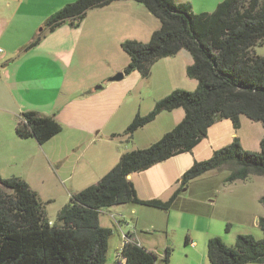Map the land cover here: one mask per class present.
Returning a JSON list of instances; mask_svg holds the SVG:
<instances>
[{
    "label": "trees",
    "instance_id": "1",
    "mask_svg": "<svg viewBox=\"0 0 264 264\" xmlns=\"http://www.w3.org/2000/svg\"><path fill=\"white\" fill-rule=\"evenodd\" d=\"M118 0H75L62 6L44 22L52 31L68 23L77 27L87 10ZM156 17L160 27L147 42L126 39L120 43L129 61L124 75L138 71L146 78L159 59L188 51L192 63L186 75L196 80L193 91L174 89L158 99L146 114L136 113L123 131L127 138L152 122L158 114L182 108L184 116L171 130L144 148L123 152L117 163L96 183L70 195L58 211L57 223L45 214L43 202L20 177L0 176V264H104L111 228L99 224L102 208L140 204L168 210L182 186L207 171L230 165L225 181L264 176V136L260 150L244 149L234 136L204 160L194 161L180 177L179 187L166 200L140 199L131 173L148 169L192 149L219 118L232 121L235 129L243 115L264 127V56L254 47L264 42V0H222L211 12H192L189 4L174 0H131ZM39 34L27 47L38 43ZM54 115L23 112L15 132L43 144L61 131ZM264 207V194L259 199ZM263 236L238 234L232 246L220 237L207 240L208 264H264V214L257 219ZM187 242V237L185 238ZM170 248L164 252L168 262ZM121 264H154L155 254L127 242L121 249Z\"/></svg>",
    "mask_w": 264,
    "mask_h": 264
},
{
    "label": "crops",
    "instance_id": "2",
    "mask_svg": "<svg viewBox=\"0 0 264 264\" xmlns=\"http://www.w3.org/2000/svg\"><path fill=\"white\" fill-rule=\"evenodd\" d=\"M73 1L75 0H3V3L0 4V47L3 49V52L0 53V119L2 122L6 120V123L11 125L15 131V125L21 114L34 111L43 115H54L62 127L58 134L43 144H39L32 137L20 138L16 136L19 138L16 140L15 135L13 136L14 133L9 132L11 138L16 142L12 154L17 155L21 151L29 150L32 162L25 173H10L7 176L3 175V177L16 176L22 178L38 195L61 191L70 196L96 183L117 163L125 149L119 147V144L113 140L115 138L113 136L121 133L125 128L115 130L108 126L126 99L127 91L132 83L142 78L140 73L135 70L123 76L122 79H127L129 82L126 83V80L121 85H114L115 83L112 81H105L99 88L96 86L86 89L83 85L75 88L67 86L68 71L74 61L77 48L84 49L86 46L82 42V24L87 17L84 16L77 27H71L68 23H64L52 31H47L43 29V25L51 14ZM221 1L174 0L176 4H189L192 12L195 13H198L197 11L211 12ZM98 9L103 10L102 12L114 10L116 14H120L121 17L117 16V18L123 22V26L132 28L138 33L137 36L129 34L126 38L143 42L142 39L144 38H140L139 35L141 33L146 35L150 29L143 27L151 14L147 10L142 11L141 7L131 0L113 1ZM19 19L28 21V34L20 37L21 40L17 38L16 43L8 42V32L15 21ZM153 25H156V21L153 22ZM159 27L160 22L158 21V26L154 30ZM104 30L106 29L104 28ZM39 34L42 36L38 43L32 47H27ZM254 52L264 56V42L255 46ZM178 56L184 63L186 72V67L193 61L191 54L186 50H180L173 56L161 58L154 64L160 60L178 58ZM196 86L197 82L193 83L191 87ZM177 109L170 111L176 112L174 113L173 125L181 121L177 122L176 120L179 113L174 110ZM161 114L163 112L158 114L156 118ZM150 123L137 129L134 135ZM163 134L154 137L148 132L147 136L148 139H151L150 143H153ZM62 135L67 137L66 141H62ZM177 156L179 155L128 176L132 180L140 199H153L154 196H146L147 194H145L147 193L145 190H149V188H157L156 190L163 188L161 194L155 197L163 200L168 199L179 187L180 176L184 170L191 165L190 163L200 159L195 158L185 167L183 166L181 170L178 168L174 172L172 171L173 167L177 168L178 166L177 161H173V158ZM169 166H171V171H166ZM0 174L2 175L1 172ZM151 189L149 191L153 192ZM179 200L180 196H177L171 207L163 211L167 218L166 230L169 227L171 208L176 206ZM139 206L146 205L129 203L114 205L110 207L113 208L114 212L109 209L107 212L109 211L110 215L115 213L119 217L120 224L117 223V226L120 236L121 233H127L132 242L142 247H144V243L151 246L155 245L152 238L138 237L137 235L135 227L141 224V213H143ZM184 209L186 212L191 211L189 208ZM262 214H264V209H261L259 214L254 215L256 225L258 217ZM99 224L107 227L101 223L100 218ZM209 235V233L206 235L207 239ZM186 237L189 246L194 248L201 240L189 233ZM164 245L166 247V243ZM121 246L122 241L120 248Z\"/></svg>",
    "mask_w": 264,
    "mask_h": 264
},
{
    "label": "rangeland",
    "instance_id": "3",
    "mask_svg": "<svg viewBox=\"0 0 264 264\" xmlns=\"http://www.w3.org/2000/svg\"><path fill=\"white\" fill-rule=\"evenodd\" d=\"M2 3L3 0H0V4ZM136 4L141 7L142 11H146L142 4ZM94 11L101 12L96 13ZM102 11L98 8H92L87 10L85 14L87 18L82 24V42L86 46L84 49L77 48L74 61L68 71L67 86L69 85L70 88L81 85L86 89L102 86L105 81H109L110 77L122 71L128 62L129 58L122 50L120 43L126 40L129 34L137 36L138 33L132 28L124 27L123 22L117 18L121 15L116 14L114 10ZM149 17L143 27L150 28L151 31L148 30L146 35L143 33L139 35L140 38H144L142 39L143 42L149 40L152 31L158 26L159 20L152 14ZM154 21H156V25H153ZM27 27L28 21L26 19L15 21L8 32V42L16 43L18 39L21 40L20 37L28 34ZM126 80L112 82L115 83L114 85H121ZM128 82L129 80L126 81V83ZM193 83H196V80L186 75L184 63L179 56L178 58L160 60L150 67L148 77H142L139 81L132 83L127 91L126 99L108 127L111 126L115 130L126 128L124 126L131 121L136 113H148L158 99L166 96L174 89L193 91L196 88L191 87ZM174 111L179 113V117H176L177 122H179L183 118L184 112L182 108ZM174 113L176 112L164 111L146 128L139 130L135 135L133 133L134 136L132 135L131 138H127L123 134V130L121 133L115 134L113 140L119 144V147L125 149V152L147 147L151 144V139H148L147 136L148 132L157 137L175 126L173 125ZM6 122V120L2 122L0 119L1 177L10 173H25L32 162V157L27 148V151H21L17 155L12 154L16 142L11 138L9 132L14 133L13 136L15 135L16 140L19 139L17 138L19 136ZM234 136L240 139V144L244 149L259 151L260 140L264 136L263 124L260 121L250 120L243 115L240 117V126L237 129L233 127V123L229 119L219 118L215 120L208 128L207 135L196 145L197 147L193 151L178 154L179 156L173 158V161H177L178 167L174 166L172 171L175 172L178 168L181 170L183 166L185 167L195 158H200L199 160L209 158L215 149L229 144ZM61 137L62 141H66V136L62 135ZM169 170L171 171V166L166 169V171ZM229 172L230 165H224L221 168L207 171L182 186L178 195L180 200L176 206L171 208L167 230L165 229L167 218L166 214H163L164 210L151 206H139L143 213H141V224L135 229L138 237L145 236L154 241L155 245L152 246L144 243V248L149 249L156 256L154 264H208L207 240L214 236L220 237L229 246L234 245L238 234H251L256 239L262 238L263 233L256 225L254 215L259 214L260 210L264 209L259 201L260 195L264 194V176L255 175L254 177L253 175L246 179L227 182L225 177ZM156 189H151L153 192L145 190L146 196H154L152 198L159 196L163 188ZM38 196L43 202L46 217L57 223V212L68 202L70 196L61 191ZM184 208H189L191 211L186 212ZM108 209L114 212L113 208L110 207L102 208L99 212L101 223L113 231L108 239L104 264H119V258L116 254L122 241L117 226L120 221L115 213L110 215L109 211L107 212ZM188 233L201 239L197 247L189 246V243L186 242L185 238ZM208 233L210 235L207 239ZM164 243H166V247L170 248L168 262L164 260L166 249Z\"/></svg>",
    "mask_w": 264,
    "mask_h": 264
},
{
    "label": "built area",
    "instance_id": "4",
    "mask_svg": "<svg viewBox=\"0 0 264 264\" xmlns=\"http://www.w3.org/2000/svg\"><path fill=\"white\" fill-rule=\"evenodd\" d=\"M3 52V49L0 47V53ZM121 239H122V246L127 243V242H132L131 241V238H130V235L127 234V233H121ZM122 246L120 248V250L117 252L116 256L119 258L118 259V263L121 264L124 262V258L122 257V254H121V249H122ZM260 264H263V263H260Z\"/></svg>",
    "mask_w": 264,
    "mask_h": 264
},
{
    "label": "water",
    "instance_id": "5",
    "mask_svg": "<svg viewBox=\"0 0 264 264\" xmlns=\"http://www.w3.org/2000/svg\"><path fill=\"white\" fill-rule=\"evenodd\" d=\"M124 74L119 71L116 74H114L112 77L109 78V81H119L123 78ZM101 87L100 85L98 86V88Z\"/></svg>",
    "mask_w": 264,
    "mask_h": 264
}]
</instances>
